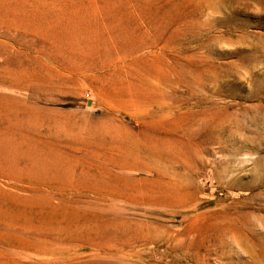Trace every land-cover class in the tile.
<instances>
[{"label": "rangeland", "instance_id": "1", "mask_svg": "<svg viewBox=\"0 0 264 264\" xmlns=\"http://www.w3.org/2000/svg\"><path fill=\"white\" fill-rule=\"evenodd\" d=\"M0 264H264V0H0Z\"/></svg>", "mask_w": 264, "mask_h": 264}, {"label": "bare ground", "instance_id": "2", "mask_svg": "<svg viewBox=\"0 0 264 264\" xmlns=\"http://www.w3.org/2000/svg\"><path fill=\"white\" fill-rule=\"evenodd\" d=\"M43 174L41 173V176H42ZM42 182V181H41Z\"/></svg>", "mask_w": 264, "mask_h": 264}]
</instances>
